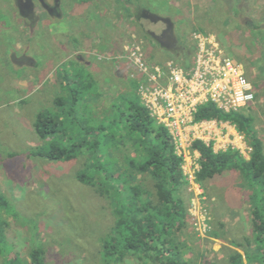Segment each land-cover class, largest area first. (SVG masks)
Returning <instances> with one entry per match:
<instances>
[{
    "label": "rangeland",
    "instance_id": "obj_1",
    "mask_svg": "<svg viewBox=\"0 0 264 264\" xmlns=\"http://www.w3.org/2000/svg\"><path fill=\"white\" fill-rule=\"evenodd\" d=\"M59 1L60 15L50 14L40 0L30 10H23L17 0H0V264H32L37 250L39 264H158L132 256L108 262L102 241L115 222L110 199L78 179L85 156L73 161L42 156L46 143L36 132L37 116L58 113L55 100L67 96L69 83L74 84L81 69L93 75L106 95L103 100H82L89 108L78 116L102 118L115 96L131 91V75L126 71L123 82L116 71L124 65V55L129 57L128 51L124 54L127 48H140L150 74L157 67L166 73L160 80L166 85L170 64L183 67L182 48L196 46L192 69L186 71L190 74L199 54L195 36L203 33L215 36L225 54L244 66L256 91L254 105L245 112L253 116L264 144V0ZM45 2L55 7L56 0ZM145 12L172 21L175 49L151 36L160 35L164 24ZM97 37L101 44L95 49L91 38ZM114 39L122 42V49L106 46ZM131 65L141 95L148 76ZM186 129L182 138L174 136L189 181L183 191L187 222L173 235L183 260L231 264V256L241 252L245 264H264V251H254L251 210L259 200L253 183L240 170L199 182L200 155L192 149L193 142L202 140L217 152L234 146L250 159L249 139L234 125L219 121L194 119ZM231 209H238L243 219L221 222L225 210Z\"/></svg>",
    "mask_w": 264,
    "mask_h": 264
},
{
    "label": "trees",
    "instance_id": "obj_2",
    "mask_svg": "<svg viewBox=\"0 0 264 264\" xmlns=\"http://www.w3.org/2000/svg\"><path fill=\"white\" fill-rule=\"evenodd\" d=\"M196 50L192 46L184 52L182 66L187 72L192 69L191 59ZM80 70L77 69L74 84L68 86L67 96L55 100L58 113L37 116L35 129L46 143L42 156L51 161L86 157L78 179L110 199L115 217L112 229L102 241V253L108 262H121L132 256L158 264H189L173 238L187 222L183 191L189 184L174 136L152 115L139 95L140 79L129 80L131 91L115 96L102 112V118L95 113L96 118L79 117V112L89 108L83 103L87 97L98 101L106 95L92 74ZM195 121L230 123L249 139L253 150L250 160L233 149L216 152L213 145L202 140L193 142L192 149L200 153L199 182L240 170L253 183L254 196L259 200L253 209L254 248L262 253L264 144L253 127V116L245 110L227 113L208 103L199 106ZM39 254L37 250L31 255L32 264H39ZM231 264H245L243 256L234 254Z\"/></svg>",
    "mask_w": 264,
    "mask_h": 264
},
{
    "label": "built area",
    "instance_id": "obj_3",
    "mask_svg": "<svg viewBox=\"0 0 264 264\" xmlns=\"http://www.w3.org/2000/svg\"><path fill=\"white\" fill-rule=\"evenodd\" d=\"M195 37L199 54L194 72L188 74L183 67L170 64L166 85L160 84L166 73L157 67L150 74L140 48L126 50L128 60L148 76V84L140 87L145 105L173 136L180 138L199 106L214 103L230 113L248 109L256 99L244 66L225 54L216 37L202 33Z\"/></svg>",
    "mask_w": 264,
    "mask_h": 264
},
{
    "label": "crops",
    "instance_id": "obj_4",
    "mask_svg": "<svg viewBox=\"0 0 264 264\" xmlns=\"http://www.w3.org/2000/svg\"><path fill=\"white\" fill-rule=\"evenodd\" d=\"M247 3L248 4H251L252 3V0H247ZM250 6V5H249ZM126 7V11H128L129 10V7L128 6H125ZM159 17V16H158ZM66 32V31H65ZM201 34V33H200ZM203 34V33H202ZM102 37V36H101ZM101 37H97V38H91V46H92V48H99L100 47V42H101V40H99V39H101ZM118 40H120L119 38H118ZM118 40H116V39H114V40H112V42H110V43H108L106 46H108L109 44V47H111L114 51H116V50H119V49H122V42L121 41H118ZM190 48V47H189ZM189 48H187V47H183L182 49V53H180V54H182V59L183 60H185L186 58V53L188 52L187 50L189 49ZM186 51V53H184ZM184 53V54H183ZM124 54H126V52L124 53ZM127 60V61H124V60ZM124 60H120V63L122 62V64H124L123 66H121V67H119L118 69H116V71H117V74H118V77H120L122 80H123V82H126L124 79H126V71H127V74H129V75H131L132 76V74H130V71H131V69L133 68V66L130 64V61L128 60V58H125V55H124ZM128 68V69H127ZM112 69H113V66H112ZM114 70V69H113ZM110 71H111V68H110ZM129 76V80H134V79H136L137 77L134 75V76ZM76 77V76H75ZM141 77V76H140ZM66 78V77H65ZM64 78V79H65ZM74 80H75V78H74ZM69 84H71V82L69 83ZM71 85H73V84H71ZM254 105V103L252 104V106ZM251 107V106H250ZM249 107V108H250ZM248 108V109H249ZM248 109H245V111L246 110H248ZM186 131H187V129H186ZM206 143V142H205ZM207 144V143H206ZM209 145V144H208ZM212 145V144H211ZM214 148V147H213ZM230 149H233V150H236V148L233 146V147H230ZM214 150H215V148H214ZM229 150V149H228ZM228 150H226V151H228ZM216 151V150H215ZM238 152H240L239 150H237ZM217 152V151H216ZM199 155H200V153H199ZM240 155H242L243 156V154H242V152H240ZM244 157V156H243ZM245 158V157H244ZM245 159H247V158H245ZM247 160H250V159H247ZM232 171H235V170H232ZM226 172H228V171H226ZM226 172H224L223 174H225ZM223 174H221V175H218L217 177H215V178H217V179H213V181H217L218 179H219V177H221V176H223ZM238 188L237 189H239L240 190V188H239V186H237ZM253 209H254V206H253ZM253 209L251 210V214H252V217H253ZM221 218H223V221H221V222H227V221H229V220H231V221H234L235 223H237L238 221H241L242 219H243V216H242V213L237 209H231V210H225V212H224V215H223V217H221ZM254 251H255V253L256 254H258L257 253V251H256V249L254 248ZM237 253H240V254H242L241 252H237ZM236 254V253H235ZM233 256V255H232ZM232 256H231V258H232ZM230 261H231V259H230Z\"/></svg>",
    "mask_w": 264,
    "mask_h": 264
},
{
    "label": "flooded vegetation",
    "instance_id": "obj_5",
    "mask_svg": "<svg viewBox=\"0 0 264 264\" xmlns=\"http://www.w3.org/2000/svg\"><path fill=\"white\" fill-rule=\"evenodd\" d=\"M17 1L23 10H26V9L30 10L33 3L35 2V0H17ZM40 1L41 2L39 4L42 6V8L47 10L50 14L60 15V14H58L59 13L58 12L59 6H60L59 0H56L54 8H52L49 4H47V2H45V0H40ZM145 13H146L145 16L152 18L151 19L152 21L164 24V29L160 35H157V34L152 32L151 36L156 41H158L159 43L164 45L165 47L168 46L170 48L172 47L175 49L176 48L175 46L177 45V41L175 40L176 39L175 38L176 32L174 31V26H173L172 21L168 18H161V17H158L156 15H153L150 12H145Z\"/></svg>",
    "mask_w": 264,
    "mask_h": 264
},
{
    "label": "bare ground",
    "instance_id": "obj_6",
    "mask_svg": "<svg viewBox=\"0 0 264 264\" xmlns=\"http://www.w3.org/2000/svg\"><path fill=\"white\" fill-rule=\"evenodd\" d=\"M181 145V144H180ZM193 146V145H192Z\"/></svg>",
    "mask_w": 264,
    "mask_h": 264
}]
</instances>
